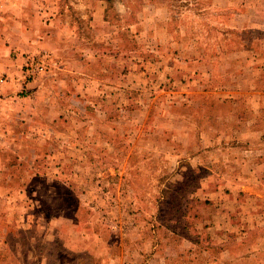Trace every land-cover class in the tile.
<instances>
[{
  "label": "rangeland",
  "instance_id": "obj_1",
  "mask_svg": "<svg viewBox=\"0 0 264 264\" xmlns=\"http://www.w3.org/2000/svg\"><path fill=\"white\" fill-rule=\"evenodd\" d=\"M0 264H264V0H0Z\"/></svg>",
  "mask_w": 264,
  "mask_h": 264
},
{
  "label": "crops",
  "instance_id": "obj_2",
  "mask_svg": "<svg viewBox=\"0 0 264 264\" xmlns=\"http://www.w3.org/2000/svg\"><path fill=\"white\" fill-rule=\"evenodd\" d=\"M11 99H12V100H11ZM8 101H11V103H12L13 101H15V103H14L15 105H16V103H17L16 100H14V98H9ZM12 105H13V103H12ZM12 132H13V133H12ZM12 132H11L10 134H11L13 137H15V135H14V131H12Z\"/></svg>",
  "mask_w": 264,
  "mask_h": 264
}]
</instances>
